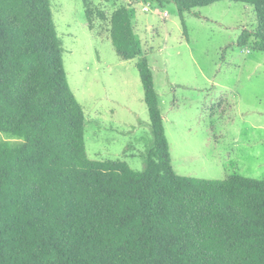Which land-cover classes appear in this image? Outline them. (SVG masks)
I'll return each mask as SVG.
<instances>
[{"label":"trees","instance_id":"16d2710c","mask_svg":"<svg viewBox=\"0 0 264 264\" xmlns=\"http://www.w3.org/2000/svg\"><path fill=\"white\" fill-rule=\"evenodd\" d=\"M172 1L182 14L223 0ZM232 1L254 7L264 51V0ZM111 37L139 56L126 7ZM137 67L154 134L141 171L89 157L50 0H0V133L26 140L0 142V264H264V178L178 174L147 57Z\"/></svg>","mask_w":264,"mask_h":264},{"label":"rangeland","instance_id":"374dc122","mask_svg":"<svg viewBox=\"0 0 264 264\" xmlns=\"http://www.w3.org/2000/svg\"><path fill=\"white\" fill-rule=\"evenodd\" d=\"M50 2L68 81L85 112L90 158L147 167L154 134L137 67L147 57L175 171L264 178V51L256 49L252 5L223 0L181 14L172 0ZM121 7L140 46L129 60L111 37ZM0 142L26 140L1 132Z\"/></svg>","mask_w":264,"mask_h":264},{"label":"built area","instance_id":"2783aa9c","mask_svg":"<svg viewBox=\"0 0 264 264\" xmlns=\"http://www.w3.org/2000/svg\"><path fill=\"white\" fill-rule=\"evenodd\" d=\"M145 9H149V7L147 6Z\"/></svg>","mask_w":264,"mask_h":264},{"label":"crops","instance_id":"0c3cea01","mask_svg":"<svg viewBox=\"0 0 264 264\" xmlns=\"http://www.w3.org/2000/svg\"><path fill=\"white\" fill-rule=\"evenodd\" d=\"M170 147V146H169ZM172 161V160H171ZM173 165V164H172Z\"/></svg>","mask_w":264,"mask_h":264}]
</instances>
